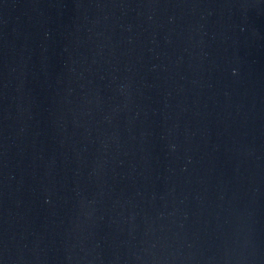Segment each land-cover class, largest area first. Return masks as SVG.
Returning <instances> with one entry per match:
<instances>
[{
	"label": "water",
	"instance_id": "water-1",
	"mask_svg": "<svg viewBox=\"0 0 264 264\" xmlns=\"http://www.w3.org/2000/svg\"><path fill=\"white\" fill-rule=\"evenodd\" d=\"M0 264H264V0H0Z\"/></svg>",
	"mask_w": 264,
	"mask_h": 264
}]
</instances>
